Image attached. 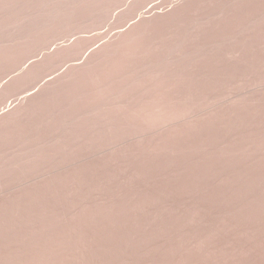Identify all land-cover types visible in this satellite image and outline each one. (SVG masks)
<instances>
[{
  "label": "rangeland",
  "instance_id": "rangeland-1",
  "mask_svg": "<svg viewBox=\"0 0 264 264\" xmlns=\"http://www.w3.org/2000/svg\"><path fill=\"white\" fill-rule=\"evenodd\" d=\"M0 264H264V0H0Z\"/></svg>",
  "mask_w": 264,
  "mask_h": 264
},
{
  "label": "bare ground",
  "instance_id": "bare-ground-1",
  "mask_svg": "<svg viewBox=\"0 0 264 264\" xmlns=\"http://www.w3.org/2000/svg\"><path fill=\"white\" fill-rule=\"evenodd\" d=\"M66 9H67V6H66Z\"/></svg>",
  "mask_w": 264,
  "mask_h": 264
}]
</instances>
